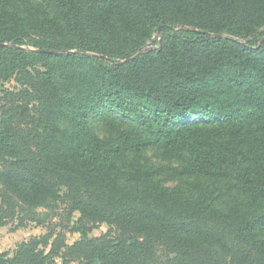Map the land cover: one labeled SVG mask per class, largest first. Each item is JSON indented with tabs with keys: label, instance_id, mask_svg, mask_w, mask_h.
<instances>
[{
	"label": "trees",
	"instance_id": "obj_1",
	"mask_svg": "<svg viewBox=\"0 0 264 264\" xmlns=\"http://www.w3.org/2000/svg\"><path fill=\"white\" fill-rule=\"evenodd\" d=\"M263 39L264 0H4L0 87L21 88L0 98V226L61 203L81 238L34 237L0 264H264ZM99 222L118 233L91 237Z\"/></svg>",
	"mask_w": 264,
	"mask_h": 264
},
{
	"label": "rangeland",
	"instance_id": "obj_2",
	"mask_svg": "<svg viewBox=\"0 0 264 264\" xmlns=\"http://www.w3.org/2000/svg\"><path fill=\"white\" fill-rule=\"evenodd\" d=\"M32 2H42V0H30ZM4 0H0V5ZM161 39L160 32H156L152 39L148 42V48H154L157 46L158 42ZM27 47V46H25ZM21 87L14 79L5 81L0 87V98L3 96L4 89H13L19 90ZM184 120L191 121H200L199 116L187 115L183 118ZM89 124L91 129L100 137L108 138L110 132L105 127L104 121L102 118L95 116V114L90 118ZM142 159L145 162L154 164V165H170L179 167L181 162L178 160H169L166 159L159 150L156 148H148L142 153ZM162 183L167 187H176L180 188L188 194L195 195L197 189L201 188H210L214 189V186H211L207 179L204 177H199L196 175H190L185 177H171L167 174H163L159 177ZM222 183V182H221ZM219 183V184H221ZM65 191V188H63ZM194 193V194H193ZM214 204L220 207L221 209H228L231 205L226 198L220 200H214ZM64 204L58 203L55 206H42L37 210L43 218L42 222H39L37 219L32 220L30 217L27 218V211H17L16 215L12 218H8L7 222L4 225L0 226V253L6 252L10 256H13L18 245L24 241H29L34 237H40L48 233H53V237L50 239V245L46 248L47 252L50 251L51 245L54 241V238L59 233L65 235V241L68 244H73L75 241L81 238L80 233H73L68 230L69 221L66 219V212H64ZM111 233L115 235L118 233L115 226H112L106 222H99L94 227L92 232L89 234L91 237H99L103 234Z\"/></svg>",
	"mask_w": 264,
	"mask_h": 264
},
{
	"label": "water",
	"instance_id": "obj_3",
	"mask_svg": "<svg viewBox=\"0 0 264 264\" xmlns=\"http://www.w3.org/2000/svg\"><path fill=\"white\" fill-rule=\"evenodd\" d=\"M158 31L160 32V28L158 29ZM218 37L224 36V35H217ZM264 40V39H263ZM1 46L7 45V43H0ZM40 52H46V53H58L59 51L57 50H47V49H40L38 50Z\"/></svg>",
	"mask_w": 264,
	"mask_h": 264
}]
</instances>
